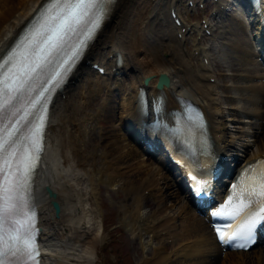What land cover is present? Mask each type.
<instances>
[{"label": "bare ground", "instance_id": "obj_1", "mask_svg": "<svg viewBox=\"0 0 264 264\" xmlns=\"http://www.w3.org/2000/svg\"><path fill=\"white\" fill-rule=\"evenodd\" d=\"M45 1L0 0V57ZM221 1L215 5L221 14L234 12L236 8L233 4L228 8L231 10L225 11L227 0ZM180 2L117 0L87 54V59L94 60L92 64L99 61L106 63L108 76L81 66L75 74V82L57 99L49 128L50 153L40 170L37 185L45 236L49 239L45 251L52 256L46 259L47 264H89L92 256H97L101 249L98 247L100 242L105 243L102 250H106V245L118 241L115 236L117 229L110 233L111 241H106L110 224L117 222L127 227L144 246L147 254L141 264H264L263 248L222 255L208 221L200 217L177 181L165 172L164 165L145 156L125 129L130 124L140 129L139 88L145 86V78L151 77L146 86L153 94L150 96L164 93L168 110L179 107L177 97L186 95L193 97L206 110L212 124L214 142L222 141L224 131L230 130L220 121L223 111L212 96L213 85L202 83L204 76L213 77L202 73V70H209L208 64L203 61L200 69L190 65L180 47L186 40L179 39L182 28L169 19L170 9L177 7L185 21ZM151 13L153 16L150 18ZM235 13L242 15L244 12L235 10ZM148 20L150 23H147ZM151 20L157 23L154 34L151 32ZM240 26L243 27L242 24ZM197 31L201 33L203 29L197 28ZM218 38V35L211 38L215 47ZM154 41L162 42L164 50L167 49L166 54L171 56L169 65L156 60L149 53ZM233 48L241 61L246 62V55L252 56L236 41ZM118 53L122 55L123 66L116 76L113 67L116 66ZM201 55L203 58L209 57L210 61L213 59L205 49L201 50ZM227 55V51L218 52L223 59ZM260 72L255 71V75L261 82L246 85L248 90L258 94L241 95L261 104L256 105L257 110L256 107L255 110L246 108L259 117L264 107V83ZM163 73L170 76L171 85L161 92L156 84ZM239 85L242 83L237 85V89ZM246 98L243 100L246 101ZM92 100L96 101L93 103ZM237 103L241 104L239 101ZM95 107L96 110H93ZM105 120L111 124V130L106 133L99 125ZM97 125L101 140L99 145L96 141L87 140ZM252 133H255L253 137H259L255 141L260 144L252 153L248 150L250 145H241L248 152V157L264 153V124H258L257 131ZM84 140L85 146L81 147L79 144ZM232 140H223L225 145L216 147L219 153L224 154L226 142L230 144ZM85 154L94 160L82 161L81 156ZM84 168H87L85 174L78 170ZM102 184L109 188L116 187L128 195L127 200L119 206L118 216L110 211L107 219L104 218L103 203L99 197ZM46 186L57 194L56 200L62 206L60 217L55 216ZM122 197L119 195L120 199ZM149 197H153V203ZM145 206L149 208L146 212L143 211ZM98 215L102 216L100 230L94 222ZM67 240L68 245H61ZM69 249L72 252H68Z\"/></svg>", "mask_w": 264, "mask_h": 264}, {"label": "snow or ice", "instance_id": "obj_2", "mask_svg": "<svg viewBox=\"0 0 264 264\" xmlns=\"http://www.w3.org/2000/svg\"><path fill=\"white\" fill-rule=\"evenodd\" d=\"M112 2L48 0L31 31L0 58V264H34L38 255L26 193L42 151L47 119L44 102L50 88L41 87L46 83L41 77L61 54L57 69L67 70ZM61 77L57 70L50 80L58 83ZM233 189L227 203L212 215L229 221L232 229L216 227L221 243L246 249L264 223V168L255 173L247 170Z\"/></svg>", "mask_w": 264, "mask_h": 264}, {"label": "rangeland", "instance_id": "obj_3", "mask_svg": "<svg viewBox=\"0 0 264 264\" xmlns=\"http://www.w3.org/2000/svg\"><path fill=\"white\" fill-rule=\"evenodd\" d=\"M186 2V0H184ZM182 2L184 4L185 2ZM181 4V6H182ZM211 10L209 11H201L195 13H185L186 18L193 22V24L199 23L200 19H202L205 15L209 16ZM195 16V17H194ZM194 18V20H193ZM193 20V21H192ZM148 23V21H147ZM226 31L223 32V47L225 51H227V56L224 60H221L218 54L215 51H212L211 54L214 57L212 61V65L210 67L209 74H213V79L215 81H211L212 89H213V97L216 99V102L220 104L221 110L223 111V116L220 118V121L223 122L225 128H229L230 130L224 131V136L227 137L228 140L239 138L243 135V131L247 130L249 127L241 123L242 121H251L249 125L254 124L255 120L245 118L243 115L237 113L234 109L237 107L236 93L233 89V85L236 83H240L242 75L240 73L247 72L251 73L258 66L255 64V59L253 56L246 55V62L241 61L237 57V52L233 48L234 42H238L243 45L248 50H251L249 44L250 39L245 35L244 28L242 26H236L232 22H226ZM230 23V24H229ZM233 24V26H232ZM235 25V26H234ZM239 25V24H238ZM153 30L156 29V24L152 23ZM152 30V32H153ZM223 30V29H222ZM219 32V31H217ZM222 34V35H223ZM197 36H189L186 39L185 44L182 45V52L190 65L200 69L199 65L201 63V59L194 55V51L197 49L195 39ZM232 39V40H231ZM232 45V47H228ZM208 46V44H206ZM167 49L164 50L162 42L158 41L154 44H151L149 47V53L153 55L156 60H159L163 63L169 64L168 61L171 60V56L166 54ZM234 51V53H233ZM250 59V61L248 60ZM205 72V71H203ZM206 73V72H205ZM233 73V74H231ZM198 74V73H197ZM231 74V75H230ZM203 83L209 84L208 76L203 78ZM96 100H92L91 102H95ZM255 107V104H252ZM103 127V132H109L111 130V124L107 122L101 123ZM99 128L96 127L95 131L87 138V140L96 141L97 145L101 142L98 135ZM229 137V138H228ZM243 138V137H242ZM251 138V137H249ZM86 140V141H87ZM234 141V140H232ZM85 140L80 142V146H85ZM259 144V141L257 142ZM96 145V146H97ZM95 146V147H96ZM100 148V147H99ZM97 159V158H96ZM82 161H93L94 159L90 157V155L85 154L84 157L81 156ZM80 172L86 171V169H78ZM124 195V196H123ZM122 198H119L118 191L115 188L106 187V185L102 184L100 187V201L103 203V213L106 216H109L110 211L119 212V206L126 201L125 197L127 194L123 193ZM118 216V215H117ZM96 228L100 230V221L95 220ZM111 225V224H110ZM118 227L121 226L120 230H116V237L118 236V241L114 242L111 245V248H108L107 252L99 251L98 256L90 262V264H141L145 257L144 246L136 239V236L132 234V232L123 227L120 223L117 224ZM115 231V226H111L109 232L106 236V240L110 239V232ZM122 235V237H120ZM102 245V242L99 244ZM209 261V259H208Z\"/></svg>", "mask_w": 264, "mask_h": 264}, {"label": "water", "instance_id": "obj_4", "mask_svg": "<svg viewBox=\"0 0 264 264\" xmlns=\"http://www.w3.org/2000/svg\"><path fill=\"white\" fill-rule=\"evenodd\" d=\"M47 191L50 195V197L52 198V204L54 206L55 212L57 216H60L61 213V206L60 204L55 200L57 198V194L50 188L47 187Z\"/></svg>", "mask_w": 264, "mask_h": 264}]
</instances>
